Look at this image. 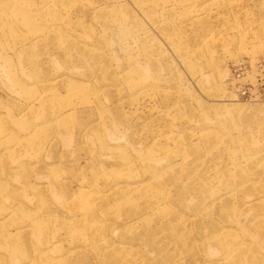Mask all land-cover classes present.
Instances as JSON below:
<instances>
[{
    "label": "rangeland",
    "instance_id": "obj_1",
    "mask_svg": "<svg viewBox=\"0 0 264 264\" xmlns=\"http://www.w3.org/2000/svg\"><path fill=\"white\" fill-rule=\"evenodd\" d=\"M251 158L264 0H0V264H264Z\"/></svg>",
    "mask_w": 264,
    "mask_h": 264
},
{
    "label": "bare ground",
    "instance_id": "obj_2",
    "mask_svg": "<svg viewBox=\"0 0 264 264\" xmlns=\"http://www.w3.org/2000/svg\"><path fill=\"white\" fill-rule=\"evenodd\" d=\"M247 164L249 165L248 167V171H251L249 174L247 173L248 171L247 170H244L242 166V164ZM256 161L253 160V158L251 159H243V160H240L239 162H237L236 164H231L230 166H228L227 168V171L231 172L233 170H235V172H238L239 170H242L241 172V176L240 177H237V181L234 180L233 182H240L239 180L241 179V183H247V182H251L253 180H255V176L257 175H260V177L262 178L261 180L264 182V170L263 169H260V168H257L256 169ZM248 175V176H247ZM232 182V181H231ZM230 185V184H229ZM229 185H226V186H229ZM240 186V184H238ZM254 184H249V187L246 185L244 186L243 188H238L240 191L241 190H245L247 192H253L254 191ZM121 187L117 190H120ZM232 190V189H230ZM256 192H259V191H256ZM247 228L249 227L250 228V231L252 232V234H257L259 235V237L261 238V241L264 240V216L262 215H252V216H248L246 218V223L244 224ZM242 226L241 228H244L245 226ZM239 226H241L239 224ZM216 228L213 227V230H215ZM217 230V229H216ZM214 234V233H213ZM218 235V236H217ZM221 234L218 233V231H216V234L214 235V239L211 238L209 241V243H211L213 240L215 241H220L221 238H220ZM258 237V236H257ZM264 242V241H262Z\"/></svg>",
    "mask_w": 264,
    "mask_h": 264
}]
</instances>
